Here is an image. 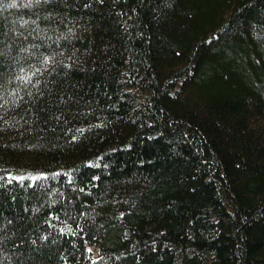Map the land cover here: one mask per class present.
Segmentation results:
<instances>
[{
    "label": "trees",
    "instance_id": "trees-1",
    "mask_svg": "<svg viewBox=\"0 0 264 264\" xmlns=\"http://www.w3.org/2000/svg\"><path fill=\"white\" fill-rule=\"evenodd\" d=\"M0 264H264V0H0Z\"/></svg>",
    "mask_w": 264,
    "mask_h": 264
}]
</instances>
